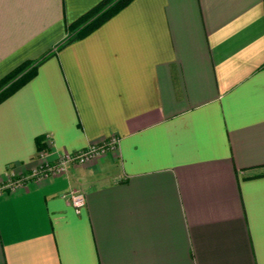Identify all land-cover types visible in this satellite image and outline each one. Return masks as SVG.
<instances>
[{"label": "crops", "instance_id": "crops-1", "mask_svg": "<svg viewBox=\"0 0 264 264\" xmlns=\"http://www.w3.org/2000/svg\"><path fill=\"white\" fill-rule=\"evenodd\" d=\"M96 1L0 0V76L51 51L0 101V180L116 139L0 189V264H264L262 0H129L54 48Z\"/></svg>", "mask_w": 264, "mask_h": 264}, {"label": "trees", "instance_id": "trees-1", "mask_svg": "<svg viewBox=\"0 0 264 264\" xmlns=\"http://www.w3.org/2000/svg\"><path fill=\"white\" fill-rule=\"evenodd\" d=\"M129 0H98L74 19L64 24L65 35L54 45L59 48L65 43L82 37L94 29L104 19L112 15L116 10L125 5ZM264 14V0H262ZM51 51L47 50L36 59H25L13 66L0 76V101L18 88L33 73L38 64ZM35 150H46L47 146L42 135L34 137Z\"/></svg>", "mask_w": 264, "mask_h": 264}, {"label": "built area", "instance_id": "built-area-1", "mask_svg": "<svg viewBox=\"0 0 264 264\" xmlns=\"http://www.w3.org/2000/svg\"><path fill=\"white\" fill-rule=\"evenodd\" d=\"M115 137L110 136L109 139L101 142L88 143L84 148L71 152H62L52 161H40L33 166L26 174L9 173L7 177L0 180V189H14L19 186L26 178L45 175L48 173L54 174L62 172L68 163H83L90 159L105 153L114 146ZM69 200L74 207H78L83 202L81 193H72L69 195Z\"/></svg>", "mask_w": 264, "mask_h": 264}]
</instances>
